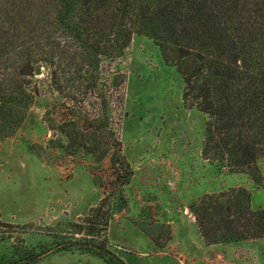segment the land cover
Segmentation results:
<instances>
[{
    "label": "trees",
    "instance_id": "trees-1",
    "mask_svg": "<svg viewBox=\"0 0 264 264\" xmlns=\"http://www.w3.org/2000/svg\"><path fill=\"white\" fill-rule=\"evenodd\" d=\"M135 34L159 45L183 79L185 105L207 115L203 157L264 183V0H0V143L37 103L33 77L48 62L50 84L65 98L48 106L45 120L61 137L50 141L97 162L110 157L115 186L81 222L55 232L56 246L96 253L106 264H128L107 232L127 205L122 187L133 175L111 114L121 115L126 80L113 63ZM190 210L207 245L264 237V208L252 207L246 187L205 194ZM142 229L160 248L172 239L169 229Z\"/></svg>",
    "mask_w": 264,
    "mask_h": 264
},
{
    "label": "rangeland",
    "instance_id": "rangeland-1",
    "mask_svg": "<svg viewBox=\"0 0 264 264\" xmlns=\"http://www.w3.org/2000/svg\"><path fill=\"white\" fill-rule=\"evenodd\" d=\"M47 64L33 77L41 90L37 103L19 130L0 143V264H21L32 252L41 255L31 264H106L96 253L56 246L55 232L68 221L81 222L105 187L110 193L115 186L110 157L97 162L50 141L61 137L49 128L47 109L65 98L53 90ZM113 67L126 77L121 115H111L133 175L122 187L127 205L107 232L110 249L128 264H264V237L216 245L201 237L193 203L243 186L252 193V207L264 208V183L203 157L207 115L185 105L183 79L159 45L135 34ZM258 163L264 176V156ZM142 226L156 233L169 229L172 239L160 248Z\"/></svg>",
    "mask_w": 264,
    "mask_h": 264
},
{
    "label": "crops",
    "instance_id": "crops-1",
    "mask_svg": "<svg viewBox=\"0 0 264 264\" xmlns=\"http://www.w3.org/2000/svg\"><path fill=\"white\" fill-rule=\"evenodd\" d=\"M247 241V240H246ZM241 242H245V241H241ZM205 243V242H204ZM222 244H228V243H222ZM212 245H216V244H212Z\"/></svg>",
    "mask_w": 264,
    "mask_h": 264
},
{
    "label": "water",
    "instance_id": "water-1",
    "mask_svg": "<svg viewBox=\"0 0 264 264\" xmlns=\"http://www.w3.org/2000/svg\"><path fill=\"white\" fill-rule=\"evenodd\" d=\"M40 73V70H37V74H39Z\"/></svg>",
    "mask_w": 264,
    "mask_h": 264
}]
</instances>
